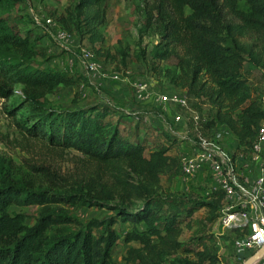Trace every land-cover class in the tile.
I'll list each match as a JSON object with an SVG mask.
<instances>
[{
	"label": "trees",
	"instance_id": "trees-1",
	"mask_svg": "<svg viewBox=\"0 0 264 264\" xmlns=\"http://www.w3.org/2000/svg\"><path fill=\"white\" fill-rule=\"evenodd\" d=\"M110 2L76 0L68 16L58 21L96 48L106 41ZM144 3L145 29L161 41L156 58L177 59L166 75L170 84L207 100L216 108L208 124L226 129L240 146L251 149L264 125V108L254 98L244 69L249 64L264 71V0ZM37 55L30 35L0 22V99L8 102L20 93L29 107L24 117L10 112L21 135L14 141L18 148L36 143L51 154L77 153L84 169L68 177L50 162H26L52 188L71 182L60 195L38 189V182L19 176L14 162L0 157V264H113V250L122 239L138 244L128 248L123 258L127 264H221L214 239L199 237L192 246L184 245L181 237L183 217L207 205L209 218H215L224 193L213 191L211 203L194 200L188 205L184 198L174 199L163 187L164 177L181 176L180 157L170 155L171 146L158 144L147 154L140 141L122 135L109 119L108 107L50 108L48 94L61 86L87 85V80L35 67ZM74 206L108 214L83 223L68 213L67 207ZM12 207H40V214L30 226L27 216L12 213ZM120 224L130 228L120 231Z\"/></svg>",
	"mask_w": 264,
	"mask_h": 264
},
{
	"label": "rangeland",
	"instance_id": "rangeland-1",
	"mask_svg": "<svg viewBox=\"0 0 264 264\" xmlns=\"http://www.w3.org/2000/svg\"><path fill=\"white\" fill-rule=\"evenodd\" d=\"M144 1L111 0L108 22L103 31L106 41L103 45L98 44L96 48L89 43L88 39L81 40L74 31L68 29L63 22L58 21L60 16H68L67 11L74 8L76 0H4L0 3V22L10 27L14 32L30 35L31 41L35 44L39 54L32 62L35 67L57 70L86 78L87 85L61 86L48 94L47 100L50 108L58 111L65 109L79 110L90 105L108 103L122 108V113L127 115L132 110L125 107L124 104L128 102L133 105L137 104L134 84L148 82L154 90L160 89L162 92H167L170 82L166 75L169 71L174 70L177 65V59L174 56L165 60L156 58L161 41L157 35L153 34V31L145 29ZM60 31L70 34L75 43L73 42V45L66 44L58 40ZM99 48H102V50L97 53ZM84 51L92 53L105 73H120L125 76L127 81L118 84L97 80L93 82L94 80L89 77L87 62L83 57ZM107 55L110 57L106 58ZM246 78L264 108V71L252 69L250 72H246ZM122 87L131 94L125 101H121L115 95L116 88ZM18 90H21V87H18ZM23 100L20 93L8 102L0 99V157L6 159L8 164L14 162L16 167L13 165V169L19 176L38 182V189L56 192L60 195L64 194L70 189L71 182L66 186H60L59 189L52 188L43 179L31 173L26 166V162H50L68 177L74 175L76 171L83 170L84 165L81 161L75 159V156L79 155L77 153L55 151L51 154L48 153L45 147L36 143H31L30 146L17 147L14 140L16 138L21 139V135H19L17 129L13 128L10 112L16 110L19 117H24L25 113H28L29 107L23 103ZM206 109L208 110V108ZM19 110L21 112L18 114ZM141 110L142 108L136 110L140 112L139 116H143ZM208 116L211 117V115ZM136 121H132V127L138 125L139 132L143 137L153 136L152 139H155L154 129H152L153 126H156L154 120V125L149 121L145 122L143 117H140V120L137 118ZM127 122L126 125L130 126V119ZM134 133L135 131H132L131 135L134 136ZM4 137L7 140L2 143ZM190 140L195 143L196 138ZM171 142L175 152L178 153L177 156L181 157L183 153H188L185 146H189V144L185 141L173 140ZM150 146V143H148L149 149ZM197 177L198 175L189 182H184L181 176L171 180L164 177V190H168L174 199L184 198L188 205L194 200L213 202L215 198H209L213 194L214 182L212 178L209 182H204L208 188L205 190L198 185ZM195 178H197L196 181H193ZM68 181L70 180L68 179ZM205 192L208 193L205 194ZM209 209L207 205H204L195 210L192 216L183 217L184 233L181 237L182 243L194 246V244H197L199 237H205L206 240L211 237L212 240L214 239L217 254L221 257V264H241L236 257L234 244L236 235L222 228L219 221V211L216 215L213 214V216H216L215 218L210 219L211 210L209 211ZM10 211L25 214L27 216L26 223L32 226L39 217L40 207H12ZM67 211L83 223H88L96 218H104L108 214L96 207L74 206L67 207ZM129 228V225H119L120 231ZM220 234H224V236L221 237ZM206 243L212 246L210 241ZM130 246H134V244L127 245L123 239L118 242L113 250V264H127L123 258ZM198 247L202 248L201 246ZM180 254L181 256L184 255L183 252H180Z\"/></svg>",
	"mask_w": 264,
	"mask_h": 264
},
{
	"label": "built area",
	"instance_id": "built-area-1",
	"mask_svg": "<svg viewBox=\"0 0 264 264\" xmlns=\"http://www.w3.org/2000/svg\"><path fill=\"white\" fill-rule=\"evenodd\" d=\"M58 40L66 44L75 43L65 31L58 33ZM89 77L95 82L125 83L127 80L120 73H105L100 63L90 51H84ZM135 100L144 104L152 97L162 111H169L173 105L191 111V106L184 96L168 94L154 90L148 82L134 84ZM193 120L200 131L206 121L193 113ZM180 118L176 119L179 123ZM226 129H213L209 134L196 136L194 155L183 153L180 157L181 178L189 182L203 171H210L214 190L224 193L220 222L224 230L249 231L246 237L235 242L237 261L244 264L254 253L264 246V125L253 142L252 159L242 151L229 150L224 144ZM251 162L259 163L258 173L251 178L242 179L240 167L250 169ZM264 264V257H263Z\"/></svg>",
	"mask_w": 264,
	"mask_h": 264
},
{
	"label": "crops",
	"instance_id": "crops-1",
	"mask_svg": "<svg viewBox=\"0 0 264 264\" xmlns=\"http://www.w3.org/2000/svg\"><path fill=\"white\" fill-rule=\"evenodd\" d=\"M250 70H252L250 65L246 64L245 69H244L245 76H246V72H250ZM169 85L170 86L168 87L167 92H164V93L178 94V95H181L187 98L191 106L192 112L184 110L183 108L175 106V105L171 106L169 108V111L167 112L162 111L157 105L154 97H152L151 100H149L148 102L144 104L137 103L139 104L137 105L134 103L135 105H133L131 102L125 103L124 106L129 107L132 110L131 112H129L130 116L129 114L125 115L126 113L125 114L122 113L123 111L122 108H119L118 106H112L108 103H102L100 105L110 108L111 115L109 116V119L115 125L119 126L122 132V135L130 138L132 141H140L147 148V152H149L150 149L154 148L158 144H164L166 146H171L172 150L170 151V155L175 156V157H180V156H177L178 153L175 152V149L172 146L173 143L171 142L173 140L175 141L177 140L178 142L185 141L186 143H188L189 146H185L186 147L185 149L186 151H188V154L194 155L195 149H196V141L195 143H192L190 139L196 138V136L199 133L207 135L213 129L219 128L216 126L211 127L208 124L212 119H214L216 108L213 105H211L207 100L197 99L194 96L190 95L186 89L175 87L171 85L170 83ZM115 92L114 93L116 97H118V99H121V101H125L131 95L129 92H127V90L124 87L116 88ZM253 95L255 99L257 100L259 99L258 96L254 94V92H253ZM138 108L139 109L142 108L141 114H143V116H139L140 112L136 111ZM206 108H208V110ZM193 113L200 115V117L206 121V126L200 128V131L198 130V127L196 126V122L193 120ZM208 115H211V117H209ZM140 117H143V120L145 122L149 121L151 122V124L153 123V125H154V121L156 122V126L152 125L153 126L152 129H154L153 132L155 135L154 136L155 139H152L153 136L143 137V135L139 132L138 125L135 124L136 126L132 127V121H136L137 118L140 120ZM177 118L181 119L179 123L176 122ZM129 119H130L131 125L127 126L126 125L128 123L127 120ZM136 122L138 123L139 121H136ZM125 129L127 131H124ZM132 131H135L134 136L131 135ZM148 143H150L151 145L150 149L148 148ZM224 144L229 150H233L236 152H239V151L244 152L249 157L250 160L253 157L251 149H247L243 146H240L239 142L234 138L233 135H231V133H229V131H227V133L224 136ZM249 167L250 169L240 167L239 174L242 179L254 177L258 173V170H259L258 162H251ZM197 178H195L193 181H196L197 179L199 186H202L208 189L207 186L204 184V182H209V180H211L210 171L206 170V171L201 172ZM212 189L213 191H215L214 187ZM207 193L208 192H205V194ZM209 198H211V196H209ZM220 214H221V210H220ZM220 214H219V221H220ZM227 231L229 233L231 232L234 235H236L234 239V244L237 240L246 237V235L249 233V231L236 230V229L232 231L231 230H227ZM220 236L223 237L224 234H220ZM132 244H134V247L138 246L137 243H132ZM256 264H263V258L260 259Z\"/></svg>",
	"mask_w": 264,
	"mask_h": 264
},
{
	"label": "water",
	"instance_id": "water-1",
	"mask_svg": "<svg viewBox=\"0 0 264 264\" xmlns=\"http://www.w3.org/2000/svg\"><path fill=\"white\" fill-rule=\"evenodd\" d=\"M263 257H264V246L258 252H256L255 255L251 256L244 264H256Z\"/></svg>",
	"mask_w": 264,
	"mask_h": 264
}]
</instances>
